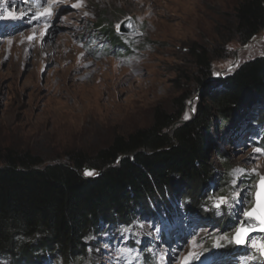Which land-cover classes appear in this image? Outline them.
<instances>
[{"label": "rangeland", "instance_id": "obj_1", "mask_svg": "<svg viewBox=\"0 0 264 264\" xmlns=\"http://www.w3.org/2000/svg\"><path fill=\"white\" fill-rule=\"evenodd\" d=\"M241 1L0 0V155L30 152L42 166L77 152L93 156L150 127L157 109L176 111L184 94L192 95L184 121L190 119L203 100L194 43L210 50L217 89L241 64L264 57V32L245 45L224 43ZM105 8L130 54L97 39ZM129 18L136 34L120 30ZM104 46L108 54L98 50ZM249 101L230 128L209 133L215 177L197 200L189 186L157 192L128 224L105 223L90 235L85 255L70 264H264V234L249 238L243 251L233 239L264 177L257 121L264 99ZM220 197L228 203L216 208ZM41 263L68 264L63 257ZM0 264L14 263L1 257Z\"/></svg>", "mask_w": 264, "mask_h": 264}, {"label": "trees", "instance_id": "obj_2", "mask_svg": "<svg viewBox=\"0 0 264 264\" xmlns=\"http://www.w3.org/2000/svg\"><path fill=\"white\" fill-rule=\"evenodd\" d=\"M107 14L105 8L97 17V39L130 54L131 44ZM234 18V32L224 43L245 45L264 32V0H242ZM98 50L108 54L110 46ZM190 53L199 68L196 80L203 100L184 123L179 122L192 99L188 94L176 100V111L157 109L150 127L115 138L93 156L77 152L66 162L42 166L30 152L7 150L0 155V258L42 264L48 257H63L70 264L85 255L90 235L105 223L128 224L137 207L157 192L184 185L192 189L189 195L199 198L215 177L209 133L230 128L242 112L238 108L250 98L264 99V57L241 64L217 89L210 50L194 43ZM257 121L264 140V117ZM223 180L222 194L228 177Z\"/></svg>", "mask_w": 264, "mask_h": 264}, {"label": "water", "instance_id": "obj_3", "mask_svg": "<svg viewBox=\"0 0 264 264\" xmlns=\"http://www.w3.org/2000/svg\"><path fill=\"white\" fill-rule=\"evenodd\" d=\"M120 30L124 33L136 34L137 30L132 19H127L120 25ZM180 121L179 123H184ZM176 126V125H175ZM257 189L254 194L255 203L250 211L246 214L245 219L233 236L236 248L243 251L246 242L249 238L264 234V181H258ZM237 240L242 241L237 243Z\"/></svg>", "mask_w": 264, "mask_h": 264}, {"label": "snow or ice", "instance_id": "obj_4", "mask_svg": "<svg viewBox=\"0 0 264 264\" xmlns=\"http://www.w3.org/2000/svg\"><path fill=\"white\" fill-rule=\"evenodd\" d=\"M257 151H260L259 149H257ZM88 174H91V173H88ZM261 181H264V177H261ZM227 204L228 203V200L226 197H220L218 199V201L216 203H214V207L216 208H219L221 204ZM242 241L240 240H237V243H241Z\"/></svg>", "mask_w": 264, "mask_h": 264}]
</instances>
